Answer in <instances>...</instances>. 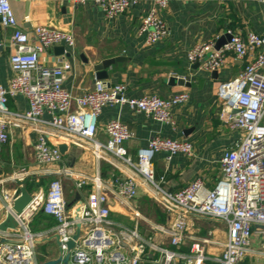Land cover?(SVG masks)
I'll list each match as a JSON object with an SVG mask.
<instances>
[{
    "label": "built area",
    "instance_id": "obj_1",
    "mask_svg": "<svg viewBox=\"0 0 264 264\" xmlns=\"http://www.w3.org/2000/svg\"><path fill=\"white\" fill-rule=\"evenodd\" d=\"M58 4H70L78 8L87 4L98 8L106 19L123 15L139 0H54ZM172 0H153L151 9L142 19L139 35L148 46H153L168 35V26L161 13L168 9ZM177 2H236L238 0H173ZM264 5V0H261ZM0 26L12 29L11 44L14 53L9 67L13 77L8 88L0 85V152L10 141L12 130L31 128L38 135L34 145L35 163L42 168L62 162L58 147L50 140L66 142L77 149L90 153L107 164L114 176L110 189L121 200H135L137 191L144 187L153 202L165 213L176 219L168 228L153 230L169 237L170 246L178 247L185 238L186 218H209L224 222L228 227L227 243L217 264H242L245 260L255 226L264 228V36L248 33L245 37L228 33L230 40L216 50L214 44H198L189 50L187 59L191 64H201L203 71L214 73L221 70L228 55L236 60L251 62L234 79L223 83L218 90L222 102L220 120L232 131L241 133L239 139L224 153L220 160L221 178L213 189L207 188L198 179L185 188L170 192L165 190V180L158 178L154 159L166 154L168 162L178 155L192 156L190 142L154 137L148 146L139 150L133 160L125 148L132 134L120 119L110 120L105 127L106 141L98 139V120L108 107H126L154 121L176 127L172 108L188 103L189 95L181 93L170 100L157 96L129 98L123 85L110 88L96 83L95 89L74 98L65 88L64 79L70 65L47 67L40 63L41 54L57 46L73 50L76 46L71 33L39 27L30 36L20 30L10 0H0ZM3 34L0 32V43ZM23 97L28 109L23 113L12 112L9 99ZM72 103L76 110L71 111ZM47 193L32 196L31 203L21 214L14 211L20 196L3 192L8 203V213L14 225L0 232V264H39L36 244L46 236L34 234L29 228L30 219L36 212L51 217L55 223V235L62 249L76 234L80 236L71 252L69 264H145L149 248L159 255L153 264H203L204 244L195 242L191 255L184 256L144 240L138 230L116 229L111 220L108 204L109 188L103 187L100 179H90L66 167L56 174ZM28 176L22 171L13 179L22 183ZM61 178L77 181L81 190L89 183L92 192L68 209ZM113 188V189H112Z\"/></svg>",
    "mask_w": 264,
    "mask_h": 264
},
{
    "label": "crops",
    "instance_id": "obj_2",
    "mask_svg": "<svg viewBox=\"0 0 264 264\" xmlns=\"http://www.w3.org/2000/svg\"><path fill=\"white\" fill-rule=\"evenodd\" d=\"M20 30L30 38L36 28L46 27L71 33L76 46L70 50L57 46L41 54L40 63L47 67L67 62L71 70L65 76L64 88L74 97H80L95 89L96 83L110 88L123 85L129 98L157 96L170 100L175 95L186 93L189 101L183 106L172 108L176 123L173 129L152 118L136 114L126 107H108L98 120V139L106 141L105 127L110 120L120 119L132 134L125 144L128 155L136 160L139 150L148 146L154 137L185 140L192 144L193 155H178L168 162L166 154L160 153L154 159V170L158 178L165 180L164 188L170 192L179 191L200 179L207 188L213 189L221 178L220 160L241 136L240 132L229 130L220 120L222 102L218 99L219 87L236 78L251 62L236 60L228 55L224 67L214 73L203 71L201 64H191L187 54L198 44L220 42L233 33L245 37L248 33L264 36V5L261 0H238L236 2H177L171 1L167 10L161 13L168 26V35L160 43L148 46L139 35V28L145 14L151 9L153 0H139L123 15L106 19L104 14L91 4L73 8L70 4H58L54 0H10ZM0 43V85L8 88L13 73L9 67L14 53L11 44L12 29L2 30ZM223 45V46H224ZM62 48V49H61ZM104 72L106 78L97 80V74ZM12 112L23 113L28 109L23 97L9 99ZM76 110L72 103L71 111ZM38 135L31 128L12 130L10 141L0 152V232L12 227L8 220V203L3 192L15 197L22 195V189L30 196L47 193L50 183L59 178L56 174L66 167L90 179H100L102 186H112L114 176L119 172L105 163L98 162L90 153L58 140H50L51 146L59 148L62 162L56 166L42 168L35 163L34 145ZM27 172L25 184H17L14 177ZM68 209L83 201L92 192V184L78 190L77 181L61 178ZM67 189V193H65ZM113 189V188H112ZM111 220L116 229L138 230L144 240L190 256L195 242L204 244L203 264H217L225 249L228 237L227 225L209 218H186L183 242L171 247L169 237L153 230L154 227L168 229L175 217L162 211L151 199L144 187L137 191L135 200H121L112 190L108 192ZM29 228L34 234L46 236L37 242V250H54L59 256L58 246L53 238L56 223L41 211L30 219ZM49 254V253H48ZM37 258V255H36ZM159 255L147 248L145 264H153ZM38 261V259H37ZM44 262H39L42 264ZM242 264H264V228L255 226L249 252Z\"/></svg>",
    "mask_w": 264,
    "mask_h": 264
},
{
    "label": "water",
    "instance_id": "obj_3",
    "mask_svg": "<svg viewBox=\"0 0 264 264\" xmlns=\"http://www.w3.org/2000/svg\"><path fill=\"white\" fill-rule=\"evenodd\" d=\"M226 41L225 44L230 40V36L225 37ZM224 45V44H223ZM220 42L217 44L215 47L216 50L220 49L223 46ZM62 49V48H61ZM214 75H216V72H214ZM106 78V75L104 72H99L97 74V80H101ZM26 181L24 180L22 183H17L19 185L25 184ZM32 201V196L26 193V190L22 189V195L19 198V200L15 203L14 205V211L17 214H21L23 210L31 203ZM9 222L14 225L13 222V217L11 215L8 216ZM80 236V226H77L76 234L73 236L72 240H70L67 244L64 246L66 247V251L62 249V244L59 240V237L57 235L53 236L52 239L56 241V244L58 246V251H59V256L56 259L49 260L47 262H44L42 264H69V260L71 257V252L75 249L76 247V241L78 240Z\"/></svg>",
    "mask_w": 264,
    "mask_h": 264
},
{
    "label": "rangeland",
    "instance_id": "obj_4",
    "mask_svg": "<svg viewBox=\"0 0 264 264\" xmlns=\"http://www.w3.org/2000/svg\"><path fill=\"white\" fill-rule=\"evenodd\" d=\"M65 193H67V189H65ZM48 250H49V252L46 251V250H41V249L37 250L36 254H37V259H38L39 262H44L45 259L50 257V256L51 257H56L57 253L54 250H52V249L51 250L48 249Z\"/></svg>",
    "mask_w": 264,
    "mask_h": 264
}]
</instances>
